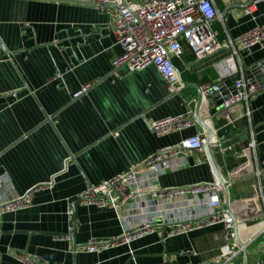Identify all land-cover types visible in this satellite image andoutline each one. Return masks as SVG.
Segmentation results:
<instances>
[{
    "label": "crops",
    "instance_id": "obj_1",
    "mask_svg": "<svg viewBox=\"0 0 264 264\" xmlns=\"http://www.w3.org/2000/svg\"><path fill=\"white\" fill-rule=\"evenodd\" d=\"M125 1L134 7L142 0ZM248 1L213 0L211 28L219 42L264 27V0ZM114 8L100 9L93 0H0V40L8 51L0 47V199L41 187L29 207L0 216V264H23L19 254L39 264H164L166 257L178 264H214L225 243L219 225L161 241L167 227L159 224L128 244L87 253L89 239L122 234V212L80 202L73 207L87 186L193 134L206 137V127L211 154L228 183L234 242L247 248L246 264H264V88L251 97L249 115L243 106L217 109L214 101H198L200 85L225 72L230 46L201 58L183 47L173 58L181 74L175 94L154 66L114 71L112 60L121 53L112 31ZM263 61L264 45L235 60L245 74ZM188 110L206 118V126L195 119L183 131H151V121ZM198 157L189 154L186 164L173 165L155 186L216 181L209 162ZM221 197L224 204L223 190ZM237 261L244 264L242 250Z\"/></svg>",
    "mask_w": 264,
    "mask_h": 264
},
{
    "label": "built area",
    "instance_id": "obj_2",
    "mask_svg": "<svg viewBox=\"0 0 264 264\" xmlns=\"http://www.w3.org/2000/svg\"><path fill=\"white\" fill-rule=\"evenodd\" d=\"M93 2L100 9L109 5L115 7L112 31L121 53L112 60L114 71L121 67L129 71H141L154 66L166 82L168 92L175 94L180 87L173 58L182 55L183 47H187L196 58H201L230 46L231 53L225 61L223 75L216 82L202 83L199 89L203 95L212 92L219 94L222 100L220 107L224 109L243 106L245 114H250L247 106L251 97L264 88V67L258 63L252 69L254 73L245 74L235 60L240 62L242 54L264 45V27H255L223 43L216 39L211 28V20L217 15L213 0H142L129 8L118 5L117 0ZM253 6V3L250 4L245 12L252 13ZM233 75L239 77L233 83V90H230L223 80ZM84 90L85 87L81 88L73 97H78ZM221 90L226 92L224 96ZM193 123L194 115L188 110L178 116L151 121L149 127L160 136L172 131H183ZM204 145L205 135L193 134L156 151L125 172L89 185L79 192L76 200L82 205L120 211L124 223L121 235L108 239H89L83 247L84 251L99 253L128 244L149 235L159 224L167 227L161 241L219 225L225 233V243L219 248L214 264H239L237 257L243 247L234 242L235 217L232 212L228 215L225 211L222 189L217 180L166 189H158L153 182L173 165L180 167L186 164L187 156L191 153L200 156L199 162L208 161ZM148 174L151 176L148 177ZM40 189L35 187L24 195L0 199V216L29 207L33 194ZM191 252L192 255L196 254L195 251ZM17 259L23 264H39L28 254H19ZM164 264L178 263L166 257Z\"/></svg>",
    "mask_w": 264,
    "mask_h": 264
},
{
    "label": "water",
    "instance_id": "obj_3",
    "mask_svg": "<svg viewBox=\"0 0 264 264\" xmlns=\"http://www.w3.org/2000/svg\"><path fill=\"white\" fill-rule=\"evenodd\" d=\"M51 1L71 2L72 0H51ZM251 1L252 0H249L248 2H251ZM120 2H121V6L129 8V5L126 3L125 0H120ZM0 47H1V49H2L4 54H8V51L4 47L3 43L1 42V40H0ZM261 65H263V67H264V61L261 62ZM178 76H179V79H181V74H180L179 71H178ZM238 77H239L238 75H233V76L229 77L223 83H224L225 86L229 87L230 90H233V83L238 79ZM198 93H199L198 94L199 95V98H198L199 102H201V100L204 99V100L208 101L209 104H212V102L214 101L217 109H220V104L222 103V100H221L219 94H217L216 92H212V93H210L208 95H203L201 91H199ZM225 93H226L225 91H222L221 95L224 96ZM217 109L216 108L215 109H211L210 113L214 114ZM202 118L203 117H200L199 114H195V119L200 124H202V125L204 124L205 125L204 122H205L206 118H204V119H202ZM206 129H207V135L205 137L204 148H205V151H206L207 159H208V162L210 164L212 172L215 175V178H216L219 186L221 187V189L224 192V208H225L226 213L228 215H230L231 211L229 209V193H228V188H227L228 187V183L224 182V180L222 179V177H221V175H220V173L218 171V167L215 164L214 158H213V156L211 154V140H210L211 139V133H210L211 129L209 127H206ZM77 203H79V202L76 201L75 204L73 205V207H75V205ZM72 224H74V219L72 220ZM234 231H235L236 239H238L237 224H234ZM69 236L72 237L73 234H70ZM238 245H239V247H243V249H242V259H243V263L246 264V254H247L248 250H247V248L244 247L243 242H241L239 240H238Z\"/></svg>",
    "mask_w": 264,
    "mask_h": 264
}]
</instances>
